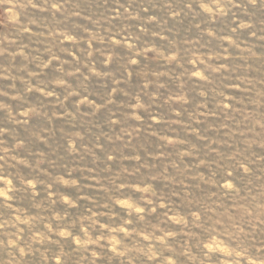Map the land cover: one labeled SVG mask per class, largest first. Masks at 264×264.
<instances>
[{"label":"rangeland","instance_id":"374dc122","mask_svg":"<svg viewBox=\"0 0 264 264\" xmlns=\"http://www.w3.org/2000/svg\"><path fill=\"white\" fill-rule=\"evenodd\" d=\"M0 264H264V0H0Z\"/></svg>","mask_w":264,"mask_h":264},{"label":"clouds","instance_id":"9594fccd","mask_svg":"<svg viewBox=\"0 0 264 264\" xmlns=\"http://www.w3.org/2000/svg\"><path fill=\"white\" fill-rule=\"evenodd\" d=\"M249 2L251 3V4H254L255 3V0H249ZM13 251L15 252V251H17L16 249H13Z\"/></svg>","mask_w":264,"mask_h":264}]
</instances>
